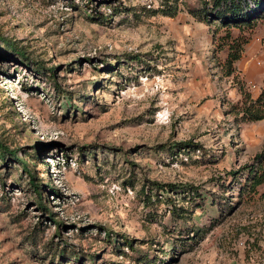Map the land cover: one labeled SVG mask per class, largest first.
I'll use <instances>...</instances> for the list:
<instances>
[{"label": "rangeland", "instance_id": "1", "mask_svg": "<svg viewBox=\"0 0 264 264\" xmlns=\"http://www.w3.org/2000/svg\"><path fill=\"white\" fill-rule=\"evenodd\" d=\"M166 1L0 0V264H264V19Z\"/></svg>", "mask_w": 264, "mask_h": 264}, {"label": "trees", "instance_id": "2", "mask_svg": "<svg viewBox=\"0 0 264 264\" xmlns=\"http://www.w3.org/2000/svg\"><path fill=\"white\" fill-rule=\"evenodd\" d=\"M166 3L162 12L170 15L175 13V5H172L168 0ZM189 12L191 15L197 16L205 21L215 22L216 26L222 25L226 30L225 35L229 37L228 28L247 26L252 29L257 17H262L264 19V0H205L202 1L201 7H189ZM262 37L264 38V29ZM245 41L246 37H240L239 40L231 39L226 57L227 65L230 66L232 61L239 57L240 45ZM8 45L13 48L10 43H8ZM228 73H230V69ZM261 81L263 85L255 97H251L250 93L241 89L239 85L241 100L239 105L236 106V111L243 121H254L264 118V76ZM179 144L200 146L199 143H192L189 139L179 141ZM250 172L249 186L253 189L256 185L264 181V141L261 149L253 155V166L249 167V174ZM167 185L175 188V185L171 183L160 184L159 187L166 190L165 186ZM33 186L39 194L37 185L34 184ZM189 186L190 187L187 188L188 199L201 198V193L198 189L192 185ZM172 213L177 214V216L181 215V213L174 211V208L172 209Z\"/></svg>", "mask_w": 264, "mask_h": 264}]
</instances>
